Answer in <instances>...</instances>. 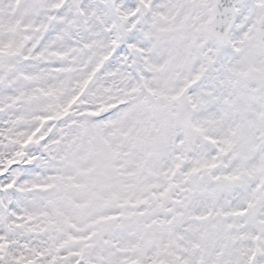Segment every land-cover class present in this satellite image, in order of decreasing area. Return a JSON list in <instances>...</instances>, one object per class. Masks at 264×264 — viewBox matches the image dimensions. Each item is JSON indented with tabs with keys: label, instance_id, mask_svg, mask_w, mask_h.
<instances>
[{
	"label": "snow or ice",
	"instance_id": "6c2138e0",
	"mask_svg": "<svg viewBox=\"0 0 264 264\" xmlns=\"http://www.w3.org/2000/svg\"><path fill=\"white\" fill-rule=\"evenodd\" d=\"M0 264H264V0H0Z\"/></svg>",
	"mask_w": 264,
	"mask_h": 264
}]
</instances>
